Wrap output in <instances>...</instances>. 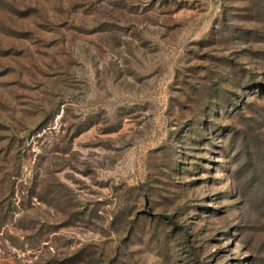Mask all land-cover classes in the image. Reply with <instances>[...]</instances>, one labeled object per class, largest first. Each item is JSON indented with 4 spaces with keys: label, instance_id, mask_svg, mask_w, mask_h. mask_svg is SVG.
<instances>
[{
    "label": "rangeland",
    "instance_id": "rangeland-1",
    "mask_svg": "<svg viewBox=\"0 0 264 264\" xmlns=\"http://www.w3.org/2000/svg\"><path fill=\"white\" fill-rule=\"evenodd\" d=\"M0 264H264V0H0Z\"/></svg>",
    "mask_w": 264,
    "mask_h": 264
}]
</instances>
